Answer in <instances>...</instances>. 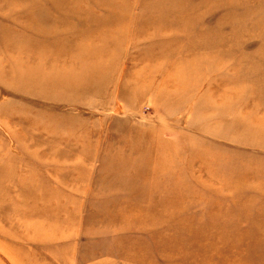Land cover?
<instances>
[{"label":"rangeland","instance_id":"1","mask_svg":"<svg viewBox=\"0 0 264 264\" xmlns=\"http://www.w3.org/2000/svg\"><path fill=\"white\" fill-rule=\"evenodd\" d=\"M0 264H264V0H0Z\"/></svg>","mask_w":264,"mask_h":264},{"label":"crops","instance_id":"2","mask_svg":"<svg viewBox=\"0 0 264 264\" xmlns=\"http://www.w3.org/2000/svg\"><path fill=\"white\" fill-rule=\"evenodd\" d=\"M46 189H48V188H46Z\"/></svg>","mask_w":264,"mask_h":264}]
</instances>
